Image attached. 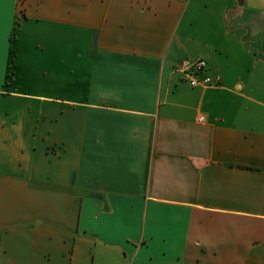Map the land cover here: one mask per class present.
Wrapping results in <instances>:
<instances>
[{"label": "crops", "instance_id": "0c3cea01", "mask_svg": "<svg viewBox=\"0 0 264 264\" xmlns=\"http://www.w3.org/2000/svg\"><path fill=\"white\" fill-rule=\"evenodd\" d=\"M0 264H264V0H0Z\"/></svg>", "mask_w": 264, "mask_h": 264}, {"label": "built area", "instance_id": "2783aa9c", "mask_svg": "<svg viewBox=\"0 0 264 264\" xmlns=\"http://www.w3.org/2000/svg\"><path fill=\"white\" fill-rule=\"evenodd\" d=\"M175 69L182 74V78L191 86H217L220 84L219 75H207L202 73L206 70V62L203 58L183 59L176 63Z\"/></svg>", "mask_w": 264, "mask_h": 264}]
</instances>
